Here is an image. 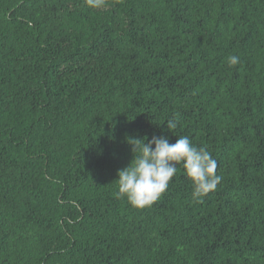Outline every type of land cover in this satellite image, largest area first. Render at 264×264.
<instances>
[{
    "label": "trees",
    "instance_id": "16d2710c",
    "mask_svg": "<svg viewBox=\"0 0 264 264\" xmlns=\"http://www.w3.org/2000/svg\"><path fill=\"white\" fill-rule=\"evenodd\" d=\"M161 134L217 160L200 202L182 165L116 197ZM0 264H264V0H0Z\"/></svg>",
    "mask_w": 264,
    "mask_h": 264
},
{
    "label": "clouds",
    "instance_id": "9594fccd",
    "mask_svg": "<svg viewBox=\"0 0 264 264\" xmlns=\"http://www.w3.org/2000/svg\"><path fill=\"white\" fill-rule=\"evenodd\" d=\"M92 8H103L105 0H85ZM239 63V57H228L229 66ZM169 130L178 121H166ZM132 146L133 159L125 168L118 170L117 198L126 197L136 208L149 207L168 190L170 182L182 165L193 185L192 197L196 202L214 191L222 177L217 175L218 162L206 147L193 144L188 136H179L171 142L166 135H153L151 139L127 137Z\"/></svg>",
    "mask_w": 264,
    "mask_h": 264
}]
</instances>
